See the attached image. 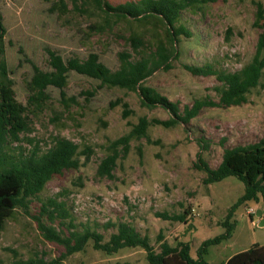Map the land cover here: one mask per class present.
Returning <instances> with one entry per match:
<instances>
[{"label": "rangeland", "instance_id": "374dc122", "mask_svg": "<svg viewBox=\"0 0 264 264\" xmlns=\"http://www.w3.org/2000/svg\"><path fill=\"white\" fill-rule=\"evenodd\" d=\"M116 7L140 0H104ZM258 0H215L201 10H186L180 23L192 33L181 36V56L169 70L160 69L144 81L181 111L199 100L219 101L214 91L221 84L214 76H196L184 65H213L225 72L240 71L253 58L263 28L256 27ZM0 0L7 30L5 60L11 71L17 100L28 106L29 130L12 145L26 154L46 151L56 137L67 138L94 151L89 164L78 170L55 175L30 205V213L17 210L0 231V264L39 254L47 262L59 259L64 246L48 241L38 227L36 216L49 199L65 203L76 223L88 225L108 241L119 223L132 225L148 236L160 251L158 236L175 246L187 242L197 258L200 245L226 234L222 225L230 209L245 193L235 177L204 184L206 173L200 161L217 168L224 150L264 141V78L241 106L202 109L188 125L172 127L154 121H170L172 114L161 106L148 108L139 92L102 87L100 81L72 72L64 89L50 87L39 104H29L27 84L33 65L49 70L47 50L64 59L85 60L96 53L113 71L120 66L119 55L132 53L129 39L139 34L148 41L163 35V27L108 17L89 0ZM122 103H128L130 116ZM141 118L149 121L147 138L134 139L120 158L113 178H101L98 166L109 152L111 142L131 132ZM123 154L125 152H122ZM189 211L187 223L164 220L157 213L175 215ZM251 211V212H250ZM254 211V212H253ZM253 213V214H251ZM234 230L228 239L209 248V264H224L233 255L264 244V199L239 204L233 215ZM82 230V226H79ZM149 264L144 249L125 248L113 255L97 251L90 242L61 264Z\"/></svg>", "mask_w": 264, "mask_h": 264}, {"label": "trees", "instance_id": "16d2710c", "mask_svg": "<svg viewBox=\"0 0 264 264\" xmlns=\"http://www.w3.org/2000/svg\"><path fill=\"white\" fill-rule=\"evenodd\" d=\"M63 6L64 0H60ZM108 17L140 24L163 27V35L152 42L139 34L132 35L129 42L132 53H120V66L110 69L100 56L90 53L85 60L80 58L64 59L55 51L47 50L49 70L44 71L33 65L34 74L27 84L29 104H39L45 100L46 90L50 87L61 90L63 99L67 100L64 89L72 72L100 81L102 87L120 88L139 92L142 104L148 108L161 106L172 114L170 121H154L166 128L182 123L188 125L202 109L210 106L230 108L248 102L253 89L258 88L264 78V32L261 34L256 52L249 63L240 71L225 72L213 65H184L196 76H214L221 84L214 91L219 101L199 100L193 107L186 106L183 111L178 104L170 102L155 89L148 87L144 81L160 69L169 70L171 62L181 56L178 49L179 38H191L193 33L180 23L182 13L186 10H201L215 0H140L126 2L116 7L104 0H89ZM255 26L264 29V0H258ZM7 30L0 7V231L17 210L30 213L33 199L43 192L55 175L67 170H78L89 164L94 151L86 146L81 149L75 142L56 137L52 147L46 151L35 149L28 154L12 145L20 142V135L29 130L28 106L16 98L11 71L5 60ZM124 113L132 114L128 103H122ZM149 121L141 118L131 132L111 142L109 152L98 166L97 174L101 178H113V172L120 158L129 151V144L134 139L147 138ZM122 152H125L124 154ZM206 173L205 185L221 182L228 177H235L245 185V193L228 212L222 225L226 234L204 241L197 250V258L191 255V246L187 242H178L175 246L164 241L162 233L158 236V252L148 236H142L128 223L111 224L117 232L105 241L103 234L84 224L76 223V217L63 202L49 199L43 203L36 216L38 227L45 239L58 243L65 248L59 259L47 262L36 254L27 260L16 258L11 264H61L67 257L84 251L92 242L97 251L113 255L125 248L140 247L145 250L149 264H209L206 256L209 248L231 237L234 230L233 215L241 203L258 202L264 199V141L240 145L224 150L220 165L212 169L204 161L197 165ZM189 211L169 215L157 213L159 218L187 223ZM79 226H82L80 230ZM131 264V263H117ZM224 264H264V245L254 244L251 248L230 257Z\"/></svg>", "mask_w": 264, "mask_h": 264}, {"label": "built area", "instance_id": "2783aa9c", "mask_svg": "<svg viewBox=\"0 0 264 264\" xmlns=\"http://www.w3.org/2000/svg\"><path fill=\"white\" fill-rule=\"evenodd\" d=\"M251 212V211H250ZM254 212V211H253ZM251 214H253V213H251Z\"/></svg>", "mask_w": 264, "mask_h": 264}, {"label": "crops", "instance_id": "0c3cea01", "mask_svg": "<svg viewBox=\"0 0 264 264\" xmlns=\"http://www.w3.org/2000/svg\"><path fill=\"white\" fill-rule=\"evenodd\" d=\"M262 245V244H261ZM264 245V244H263Z\"/></svg>", "mask_w": 264, "mask_h": 264}]
</instances>
